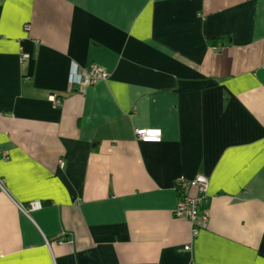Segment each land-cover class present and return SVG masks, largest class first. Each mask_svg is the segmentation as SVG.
<instances>
[{"label": "crops", "instance_id": "1", "mask_svg": "<svg viewBox=\"0 0 264 264\" xmlns=\"http://www.w3.org/2000/svg\"><path fill=\"white\" fill-rule=\"evenodd\" d=\"M0 264H264V0H0Z\"/></svg>", "mask_w": 264, "mask_h": 264}, {"label": "built area", "instance_id": "2", "mask_svg": "<svg viewBox=\"0 0 264 264\" xmlns=\"http://www.w3.org/2000/svg\"><path fill=\"white\" fill-rule=\"evenodd\" d=\"M108 77L107 71L97 65L92 64L82 70L77 75L74 73L73 83L78 87H88L94 85L100 80ZM53 100L56 105H61V101L55 97ZM138 140L143 142L158 143L162 140V132L157 129H140L136 131ZM64 165V162H61ZM209 180L207 177L199 175L193 180H179L177 182V191L179 199L174 210L176 218L188 220L192 224V235L196 236L200 228L205 227L208 216L206 212L201 210V206L207 203ZM43 207L40 201L30 202L27 206H20L25 214H29ZM63 240H61L62 242Z\"/></svg>", "mask_w": 264, "mask_h": 264}, {"label": "rangeland", "instance_id": "3", "mask_svg": "<svg viewBox=\"0 0 264 264\" xmlns=\"http://www.w3.org/2000/svg\"><path fill=\"white\" fill-rule=\"evenodd\" d=\"M62 166V165H61Z\"/></svg>", "mask_w": 264, "mask_h": 264}]
</instances>
